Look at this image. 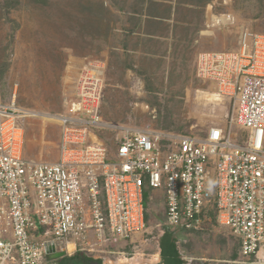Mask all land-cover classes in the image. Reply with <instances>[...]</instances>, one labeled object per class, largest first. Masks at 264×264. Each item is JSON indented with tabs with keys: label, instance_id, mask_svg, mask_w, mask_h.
<instances>
[{
	"label": "built area",
	"instance_id": "obj_1",
	"mask_svg": "<svg viewBox=\"0 0 264 264\" xmlns=\"http://www.w3.org/2000/svg\"><path fill=\"white\" fill-rule=\"evenodd\" d=\"M196 75L228 103L225 124L203 137L108 126L103 65H83L56 117L55 163L25 157L31 116L0 99V264H49L47 244L127 258L147 231L146 192L159 190L164 230L198 231L214 214L243 262L264 255V35L244 31L237 51L200 54ZM107 130H120L114 151L100 139Z\"/></svg>",
	"mask_w": 264,
	"mask_h": 264
},
{
	"label": "rangeland",
	"instance_id": "obj_2",
	"mask_svg": "<svg viewBox=\"0 0 264 264\" xmlns=\"http://www.w3.org/2000/svg\"><path fill=\"white\" fill-rule=\"evenodd\" d=\"M244 31L264 35V0H0V99L39 115L23 119L25 157L35 162L58 161L55 118L89 62L103 65L108 126L203 137L225 124L228 103L199 99L217 90L197 77V58L237 51ZM119 136L107 130L100 139L114 151ZM164 213L162 201H149L147 231L131 255L100 261L161 264ZM174 232L185 264H264V255L243 262L237 239L215 217L198 231Z\"/></svg>",
	"mask_w": 264,
	"mask_h": 264
},
{
	"label": "trees",
	"instance_id": "obj_3",
	"mask_svg": "<svg viewBox=\"0 0 264 264\" xmlns=\"http://www.w3.org/2000/svg\"><path fill=\"white\" fill-rule=\"evenodd\" d=\"M214 217V214H212V218ZM174 231H171L169 229L164 230V235L160 239V248L162 251V256L164 259V263L166 264H185V262L182 260L178 247H177V241L174 238ZM87 261L96 263V264H102L100 260H94L91 258H87Z\"/></svg>",
	"mask_w": 264,
	"mask_h": 264
},
{
	"label": "bare ground",
	"instance_id": "obj_4",
	"mask_svg": "<svg viewBox=\"0 0 264 264\" xmlns=\"http://www.w3.org/2000/svg\"><path fill=\"white\" fill-rule=\"evenodd\" d=\"M229 19L227 17H221L218 19V17L215 18V22H217L218 24L220 22H227ZM199 99L203 100L204 102H206V104L208 103H215L217 105H220L221 102H223V99L217 94V93H210V92H199L198 93ZM33 112H29L28 114L33 117L35 116H39L38 114H32ZM48 118V117H47ZM54 119V118H53ZM56 119V118H55ZM48 120V119H46ZM50 120V119H49ZM48 122V121H47ZM74 250V246L73 245H69L68 246V251L72 252ZM143 258H139V259H134L132 261H121L120 264H143Z\"/></svg>",
	"mask_w": 264,
	"mask_h": 264
},
{
	"label": "crops",
	"instance_id": "obj_5",
	"mask_svg": "<svg viewBox=\"0 0 264 264\" xmlns=\"http://www.w3.org/2000/svg\"><path fill=\"white\" fill-rule=\"evenodd\" d=\"M154 193H155V194H154ZM164 197H165V196H164V192L161 191V190H159V191H154V192L147 191V192H146V214H147V204H148L149 201H156V200H158V201H162L163 204H164V206H165ZM164 219H165V218H164ZM62 250H63V248H62V249H58V252H57V253H65V254H67V255H69V256H76V257L82 258V259H84V260H87V258H91V257L86 256L85 254H81V253H72V254H68V253H66V252H63ZM53 255H54V254H53ZM52 258H54V257H51V255L48 256V260H49L48 262H49V264H56L55 262H52V261H51ZM91 259H94V258H91ZM94 260H96V259H94Z\"/></svg>",
	"mask_w": 264,
	"mask_h": 264
},
{
	"label": "flooded vegetation",
	"instance_id": "obj_6",
	"mask_svg": "<svg viewBox=\"0 0 264 264\" xmlns=\"http://www.w3.org/2000/svg\"><path fill=\"white\" fill-rule=\"evenodd\" d=\"M159 244H160V242H159ZM160 254H161L160 255V257H161L160 263L166 264V263H164L161 248H160ZM51 257H54V258H52L51 261L55 262L56 264H96V263L89 262L87 260H84V259L76 257V256H69L65 253H56L54 255H51Z\"/></svg>",
	"mask_w": 264,
	"mask_h": 264
},
{
	"label": "water",
	"instance_id": "obj_7",
	"mask_svg": "<svg viewBox=\"0 0 264 264\" xmlns=\"http://www.w3.org/2000/svg\"><path fill=\"white\" fill-rule=\"evenodd\" d=\"M62 251L65 252L64 249ZM46 252H47V255H53V254H56L58 252V249H56L54 247V245H52V244H47Z\"/></svg>",
	"mask_w": 264,
	"mask_h": 264
}]
</instances>
